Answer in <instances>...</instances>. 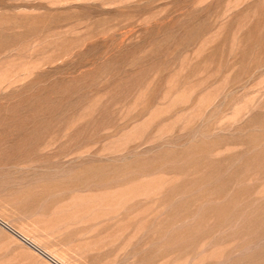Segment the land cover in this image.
<instances>
[{"label": "rangeland", "instance_id": "rangeland-1", "mask_svg": "<svg viewBox=\"0 0 264 264\" xmlns=\"http://www.w3.org/2000/svg\"><path fill=\"white\" fill-rule=\"evenodd\" d=\"M0 219V264H264V0H0Z\"/></svg>", "mask_w": 264, "mask_h": 264}, {"label": "bare ground", "instance_id": "bare-ground-1", "mask_svg": "<svg viewBox=\"0 0 264 264\" xmlns=\"http://www.w3.org/2000/svg\"><path fill=\"white\" fill-rule=\"evenodd\" d=\"M0 223H1L2 225H4L5 227H7L6 223H5L4 221H2L1 219H0ZM12 232L15 233L16 235H18L20 239L22 238L23 241L25 240V241H28V242H29L28 238L24 237L23 235L17 233L16 231H12ZM29 244H30V246L32 245L33 247H36V245H35L34 243H32V242H29ZM37 248H38V247H37ZM39 250H40V252H41L43 255L47 256L48 258H51V259L53 260V262L58 263V261H56L54 258L49 257V255H48L47 252H45V251H43V250H41V249H39ZM58 264H59V263H58Z\"/></svg>", "mask_w": 264, "mask_h": 264}]
</instances>
